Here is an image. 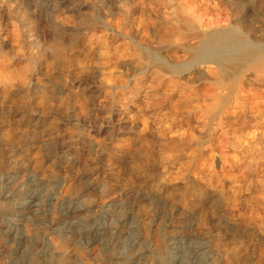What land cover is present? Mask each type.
<instances>
[{
  "label": "rangeland",
  "instance_id": "374dc122",
  "mask_svg": "<svg viewBox=\"0 0 264 264\" xmlns=\"http://www.w3.org/2000/svg\"><path fill=\"white\" fill-rule=\"evenodd\" d=\"M138 1L0 0V186L15 175L19 178L16 186L18 183L21 189L37 192L42 201L39 218H35L8 212L19 201L16 197L8 202L0 200L2 211L7 212L0 215V227H9L16 220L34 238L28 242L32 252H28V258L32 260L23 261L15 255V244L2 233L0 264H66L70 259L68 264H118V257L124 256L134 258L135 264H172L171 256H185L186 264H201L192 253L208 246L212 253L218 250L213 264H264V160L256 152L236 158L235 136L239 135L225 137L216 131L211 118L213 103L190 97L191 86L204 85V71L179 75L176 85L155 89L149 84L153 77L150 74L135 104L123 113L122 100L105 98L104 90L111 82L124 81L125 70L129 77L137 76L133 68L124 65L148 63L146 52L158 51L154 31L145 34L140 29L131 40L107 38L98 44L95 29L99 36L103 29L93 27L95 23L112 24L119 13L124 14V23L135 27L141 20L140 26L145 28V20H150L156 35L174 42L172 23L165 18L180 4L195 6L194 19L216 27L218 22L238 19L233 4L237 0H141L143 10L133 15L129 10ZM246 1L250 10L246 7L247 16L246 12L241 14L242 28L251 30L246 35L257 41L264 37V0ZM250 1L255 8H251ZM224 25L228 26L226 22ZM55 35L61 36L58 41ZM186 61L184 56L178 63ZM26 74L31 78L28 86L23 84ZM257 88L259 93L252 103L264 111V81ZM172 120L178 124V132L170 126ZM249 120L243 136L264 129V118L258 114H250ZM159 133L170 141L167 149H159ZM205 141L211 142L210 149H200ZM39 147L51 150L43 154ZM203 162L207 166L201 165ZM212 170L218 173L223 188L209 180ZM33 177L35 182H30ZM69 200L77 203L76 208L86 210L83 217L88 227L100 237L63 238L65 234L60 230L78 221L70 218ZM156 242L161 250L157 246L158 251H151L159 245ZM48 247L55 254L46 251ZM61 248L68 260L60 254ZM146 249L150 254L143 253ZM170 249H175V254ZM98 253L105 261L97 262ZM50 255L64 260L56 262ZM216 255L224 262L216 260ZM224 255L228 256L226 260Z\"/></svg>",
  "mask_w": 264,
  "mask_h": 264
},
{
  "label": "bare ground",
  "instance_id": "6f19581e",
  "mask_svg": "<svg viewBox=\"0 0 264 264\" xmlns=\"http://www.w3.org/2000/svg\"><path fill=\"white\" fill-rule=\"evenodd\" d=\"M140 1L141 0H139L138 2H135V4H133L134 8L129 10L132 12L131 14L135 15V14L139 13L140 10H143V8H142L143 4L141 3L142 1L141 2ZM213 1H215V0H213ZM247 2L248 1H246V0L234 1L233 4L235 6V14L238 16V19L236 18L237 20H233V18H232L233 21L230 20L231 21L230 22V21L226 20L228 18H225L224 20H226V21H224V23L218 22V24H216V27H213L214 25H212V24L204 25L203 23H201V24L198 23L194 19V11L193 10H195V12H196L195 6H194L195 9H194L193 7H191V5L189 6V4L184 6L183 4L181 5L178 2L180 4L178 6L179 8L177 7V5H178V3H177L176 7L178 9H176L175 13L172 11V13L174 15L172 14L171 16L167 17V15L165 14L167 17L165 19L172 23L171 31L174 32V36H175L174 42L173 41L169 42L168 40H170V39L166 36L156 35L157 34V32L155 31L156 28H154L155 26L153 27V23L151 22L152 23L151 24L150 20H147L148 22H146V20H145V28L140 26L143 23V21L141 23V20L139 22H136V27H135V26H131L130 24L124 23V22H126L124 14L122 15V14L118 13V18L112 24L105 23V24L100 25L99 23H95L93 25V27H99L100 29H103L102 34H100L101 36H99V33H97V31L95 29L94 36L96 37L98 44H102L103 41H105L107 38H111V39L115 38L116 39L119 37V38L126 40V41L131 40L133 38L131 36L132 34L138 33V31L140 29H144L145 34L146 33L148 34L149 32L154 31L153 32L154 37H156L155 47L158 50L154 54L146 52L145 56H146L148 63L147 62L135 63L134 67L131 66L130 64L124 65L126 68H128V67L133 68L136 71L135 75H137V76L141 75L142 77H140V78H137V76H135L133 78L129 77L127 74L128 70H125L127 78H125L124 81H116L115 83L111 82L110 84H108L104 90V93H103L104 97L107 98L110 96H115V97H117V99H119V100L121 99L122 100L121 106L123 107L122 111H123V113H126L129 110V108L131 106H133V104H135V101H136L135 99H137L141 95L140 93L143 92V87L145 84V82H144L145 77H148L150 74L153 75V77H152L151 83L149 82V84H152L153 85L152 89L153 88L155 89V87L156 88L157 87L158 88H162V87L167 88V87L176 85L175 83H176V80L179 77V75H182V74L183 75H192L193 72L203 70L205 73V76L203 78V84L204 85L203 86H199V85L191 86L189 89L190 97L197 99V100H201L202 102L209 101V102L213 103L212 105L214 106V108H213L214 114L211 113V118H212V121L215 122L216 131L221 132L225 137H228V136L234 135V134L239 135L238 137L235 136L236 145L234 147V149H235L234 152L236 154V156H235L236 158H240V159L245 158L246 156L251 155L253 152H256L261 157V159L264 160V139H263L264 129H257L255 131V133L253 132L251 134H247L246 136H243V131L245 129L249 128L250 114L256 113L259 115V117L264 118V111H262V109L259 107V105L252 103L254 98L257 97L258 93H259V88H257V85L259 83H261V81H264V37L263 38L260 37L262 39H260V40L258 39L257 41L256 40L254 41L253 37H252L253 39H250L251 37L249 38L246 35V32H250L251 30L247 31V29H246V31H245V29L242 28V26L244 25L243 24L244 22H243V16H241V14L246 12V16H247V14L249 13V10H250L248 8L249 5L246 4ZM252 2L250 1L249 3L251 4ZM252 4H254V3H252ZM252 4H251V8L254 7V6L252 7ZM263 5L261 7H263ZM234 6H233V8H234ZM255 6H256V4H255ZM252 10H254V9H252ZM121 11L125 12L124 8L121 7ZM128 13L129 12H127L126 15ZM166 13L169 14V12H166ZM9 14H10V12H9ZM15 14H17V13H15ZM140 16L141 15H139V17ZM140 18H142V17H140ZM197 18H198V16H197ZM137 19H138V17H137ZM10 20H12V17ZM198 21H199V19H198ZM249 21H250V18H249ZM225 22L228 25L226 27H224ZM227 22H229V23H227ZM132 24H133V22H132ZM250 25H251V23H250ZM15 28H16V26H15ZM17 28H18V26H17ZM246 28H248V27H246ZM244 31H245V34H244ZM14 34H16L15 31L13 32V35ZM18 34H19V32H18ZM16 35H15V37H16ZM262 35H263V33H262ZM57 37H61V36H56V40H57ZM258 37H259V35H258ZM17 38H19V35L17 36ZM179 53H181L183 56L178 57ZM163 54H167L168 56L163 55ZM184 56H185V58H187V61L184 63H178V61L181 58H183ZM137 72H139L140 74H138ZM33 73H34V71H33ZM26 76H28V75L26 74ZM33 77H35V76L33 75ZM23 78H24V76H23ZM258 78H260L261 80H259ZM30 81H31V78H30V76H28L26 78V80H24V83H23L24 86H28V84H30ZM20 86L21 85L19 84V87ZM4 89H6V87ZM19 89H21V88H19ZM149 89H151V88H149ZM126 90H128V92H125ZM147 94H148V92H146L144 96H146ZM252 104L254 106H252ZM170 126L173 128V130L175 132L179 131L178 124L174 123L173 120H172V123L170 124ZM202 134L203 133H200V135H202ZM156 138L158 141L157 144L159 146V149H167L168 148L170 141L168 140L166 135L159 133V135ZM205 142H206V144L200 143V149H210L211 148V145H210L211 142L210 141L209 142L205 141ZM41 147H39L40 150H41ZM122 149H124V148H122ZM40 150H38V152H40ZM50 150L51 149H42L41 151H42V153L44 151L46 153H48ZM43 154H45V153H43ZM49 155H46V156H49ZM235 157H234V159H236ZM243 160H240V161L244 162ZM201 165L207 166V164L205 162H203ZM222 166H224V165H222ZM16 176H18V175H16ZM218 177H219L218 173H216V171L212 170L210 175H209V180L211 182H218V184H219L220 180ZM18 179L19 178L15 177V175L14 176L12 175L11 177H9L7 180L4 181L3 184H5V186L3 184L0 186V200L8 202L7 199H10L12 197H16L19 201L17 203H15L14 205H12L14 207H10L8 212H11V211L14 212L15 211L16 213H18L22 217H24L23 215L31 214V215H36L35 218H39L38 213L40 212V209L42 207V201H40L37 192H35L29 188L27 190L21 189V185H18V183L16 186L15 183ZM30 182H35L34 177L30 179ZM13 184H15V185H13ZM220 185L223 188L224 185H222V182L220 183ZM194 186H192V187H194ZM138 191L140 194V190H138ZM144 196H145V198H148V196H150V195H144ZM69 201L71 203L68 206L69 214L71 215L70 218H72L73 220L77 219L78 221L74 222L70 225H67L62 230H60L61 234H65V237H63V238H65V240L69 239L67 241H70L74 238H78V239L79 238H87L88 236L93 235V234H95L96 237H100L101 234H99V233L97 234V232L95 230H92L91 228L88 227V221H85V218L83 217L86 210L76 208L77 203H75L74 200H69ZM212 205H214V204H212ZM5 206H6V203L3 207H5ZM0 207H1L0 208V210H1L0 215L7 214V212L4 209L2 211V206H0ZM136 216L140 217L141 215L140 216L136 215ZM136 216H134V217L137 219L138 217H136ZM142 217L143 216H141V218ZM141 221H142V219H141ZM141 223H139V224L141 225ZM8 225H9V227H4V226L0 227V235H2V233H3V235L5 237H7V239H11V241L15 244V248H14L15 252H16L15 255H18V257H20V259L25 261V259L28 258V252H31L30 251L31 248L29 249V247H28V242L31 241L32 237H31L27 227L24 225H20L16 220L11 221ZM144 230L146 231V229H144ZM162 231H164L163 228H162ZM150 233H151V231H150ZM160 234L162 235L163 232L159 233V235ZM35 235H34V237L36 238ZM69 235H70V237H68ZM146 235H148V237H149V234H146ZM156 235H158V234H156ZM37 236H38V234H37ZM144 237L147 238V236H144ZM174 237H175V235H174ZM158 238H160V237H158ZM158 238H157V240L160 242V240ZM168 238L171 239V237H168ZM209 238L207 237V239H209ZM32 239H34V238H32ZM36 239H38V238H36ZM148 239H147V241H148ZM3 240H4V238H3ZM38 240H41V237ZM38 240H37V243L39 242ZM144 240H146V239H144ZM163 240H167V239L163 238ZM147 241H145V242H147ZM155 241L156 240H153L154 243H155ZM209 241H210V239H209ZM214 241L216 242V239H214ZM34 242L36 243L35 240H34ZM145 242L143 241L142 243L144 245L145 244L147 245V243H145ZM204 242H205V239H204ZM215 242H213V243L215 244ZM152 243H151V245H152ZM164 243H165V241H164ZM207 243H208V240H207ZM46 244H43V245H46ZM156 244H159V243L156 242ZM161 244L163 245V241ZM161 244L156 245V248L154 247L155 249H153V250L150 249V250L155 251L157 248H159L161 246ZM171 244H173V243H171ZM191 244H189V245H191ZM205 244H206V242H205ZM205 244L201 243L200 246L205 245ZM209 244H210V242H209ZM216 244H218V243H216ZM144 245H142L141 247H143ZM207 245H205V246H207ZM218 245H216V246H218ZM105 246H107V244ZM105 246L103 245V248ZM153 246H155V245H152V247ZM157 246H159V247H157ZM216 246H214V247H216ZM163 247H165V246L163 245ZM168 247H170V245L169 246L167 245V248ZM192 247L193 246L191 245L190 248H192ZM208 247H210V250H211V246H208ZM208 247H206L207 249L204 248L201 250H197V249L201 248V247H199L196 249V251H194V253L189 252V254L192 253L193 258L196 261L198 260V262H200L201 264H213L215 261V252L218 250L213 249V251L216 250L213 252L214 253L213 254L212 252H210L208 250ZM218 247H220V246H218ZM33 248H34V246H33ZM57 248H59V247H57ZM148 248H150V247H148ZM195 248L196 247H194V249ZM44 249L42 251H44ZM51 249H52V247H51ZM61 249H63V248H61ZM141 249L144 250L145 248H141ZM165 249H166V247H165ZM175 249H170L169 252L170 251L173 252ZM186 249H188V247ZM186 249H184V250H186ZM48 250H49V247L46 251H48ZM107 250H108V248H107ZM159 250H161V247ZM190 250H192V249H190ZM205 250H207V251H205ZM224 250H226V249H224ZM46 251H45V253H47ZM57 251H58V249H57ZM59 251L63 252L60 254H64V249L59 250ZM157 251H158V249H157ZM219 251H221V250H219ZM161 252L162 251H160V254H162ZM163 252H164V249H163ZM225 252H227V250ZM43 253L41 252V254H43ZM51 253H52L51 255L55 254V253H53V250ZM143 253L144 254L146 253V255H147V254H150V251H148L146 249V251ZM222 253H224V252H221V254ZM228 253H225V254H228ZM49 254L50 253H48V255ZM115 254H114V256H115V258H117L116 257L117 254L116 255ZM141 254L142 253H138V256ZM156 254H157V252L154 253V255H156ZM34 255L36 256V258H35V256H34V258L37 259L38 256L36 255V253ZM57 255H58V253H57ZM64 255H65V259H66L68 255H66V253ZM222 255H219V256L221 257ZM61 256L64 257L63 255H61ZM100 256L101 255L98 253L97 254V257H98L97 262H99V259L103 260L102 259L103 257L101 256L102 257L101 258ZM226 256L224 257L225 260H226ZM44 257L46 258L47 256H44ZM51 257H53V256H51ZM111 257H113V255ZM124 257L123 258L118 257L119 258L118 261L121 264H128V263L129 264L130 263L135 264L136 260L134 258H132V259L128 258L127 259ZM128 257H131V256H128ZM146 257H148V256H146ZM232 257H233V255H232ZM8 258L10 259V257H8ZM45 258H43V259H45ZM105 258H108V257H105ZM148 258H150V257H148ZM155 258H156V256H155ZM170 258L172 259L174 264H186V261H187L186 260L187 258L185 259V256L179 257L178 259H175L176 257H174V256H171ZM216 258H218L217 255H216ZM227 258H228V256H227ZM11 259H14V258H11ZM39 259L37 261H39ZM51 259L53 260V259H55V257H53ZM229 259H230V257H229ZM233 259H235V258H232V260ZM55 260H56V262L58 261L57 259H55ZM60 260H64V259H60ZM66 260H68V258ZM70 260H69V262H70ZM153 260H154V258H153ZM153 260H151V261H153ZM216 260H221L224 262V260L219 259V258ZM12 261H10V262H12ZM103 261H105V259ZM137 261H139V260H137ZM34 262H33V264H35ZM73 262L76 263L75 260ZM111 262H112V259H111ZM154 262L155 261H153V263ZM68 263H66V264H68ZM120 263H118V264H120ZM143 263H144V261H143ZM189 263L190 262H188L187 264H189ZM215 263H216V261H215ZM229 263H231V262L229 261ZM235 263H236V261H235ZM55 264H57V263H55ZM71 264H74V263H71ZM224 264H226V263H224ZM231 264H233V262Z\"/></svg>",
  "mask_w": 264,
  "mask_h": 264
}]
</instances>
